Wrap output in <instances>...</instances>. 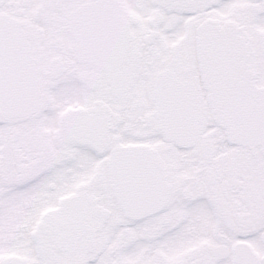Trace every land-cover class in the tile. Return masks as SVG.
<instances>
[{
  "label": "snow or ice",
  "instance_id": "1",
  "mask_svg": "<svg viewBox=\"0 0 264 264\" xmlns=\"http://www.w3.org/2000/svg\"><path fill=\"white\" fill-rule=\"evenodd\" d=\"M0 264H264V0H0Z\"/></svg>",
  "mask_w": 264,
  "mask_h": 264
}]
</instances>
